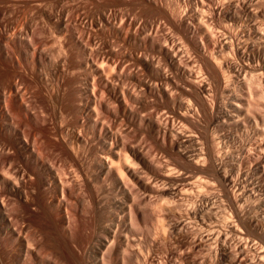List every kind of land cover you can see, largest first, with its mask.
I'll use <instances>...</instances> for the list:
<instances>
[{
	"label": "bare ground",
	"instance_id": "1",
	"mask_svg": "<svg viewBox=\"0 0 264 264\" xmlns=\"http://www.w3.org/2000/svg\"><path fill=\"white\" fill-rule=\"evenodd\" d=\"M0 264H264V0H0Z\"/></svg>",
	"mask_w": 264,
	"mask_h": 264
}]
</instances>
